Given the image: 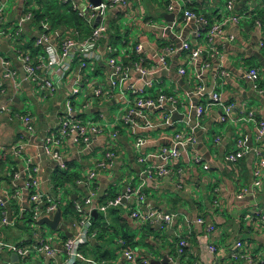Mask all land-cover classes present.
<instances>
[{
	"label": "crops",
	"instance_id": "obj_1",
	"mask_svg": "<svg viewBox=\"0 0 264 264\" xmlns=\"http://www.w3.org/2000/svg\"><path fill=\"white\" fill-rule=\"evenodd\" d=\"M28 1L29 4L27 0H11L6 20L0 26L1 31L15 29L29 12L34 15L33 20L22 24L23 33L15 46L6 36L0 37V56L11 60L22 82L15 90L12 82L0 78V145L7 152L4 160V151H0V200L4 202V206L0 205V241L26 247L45 240L56 250V256L32 253L25 262L39 258L45 264H63L64 242L79 231L74 203L87 195V189L77 181L104 159L106 152L115 153L112 167L101 171L95 181L97 197L92 205L101 207L122 196L128 188L137 187L142 169L137 160L143 153L148 165H166L172 172L155 176L150 187L146 184L142 189L146 200L142 207L157 210L163 216L171 215V222L160 217L153 226L141 227L130 216L125 200L122 206L110 207L105 212L95 209L100 218L97 227L106 224V228L103 232L92 228L98 235L90 246L81 249L86 258L128 264L123 258V251L128 248L138 253L140 264H162V260H168L166 264H249L232 259L238 241L244 243L252 258H263L264 224L260 219L246 221L245 217L255 212L264 215V170L261 188L253 185L254 166L264 155V143L257 141V122L264 121V94L259 91L264 86V0H128L126 4H117L98 23L109 26L107 37L99 46L106 60L89 70H80L76 64L53 95L32 85L30 91L24 88L18 50L30 53L37 63H45V48L35 44L42 33L41 21L47 20L51 31L58 32L60 44L67 38L85 39L96 27L97 19L89 24L80 16L90 12L92 4L88 0H71L57 7L48 0ZM228 1L234 3L233 15L246 18L239 23L227 21L229 13L224 7ZM188 9L210 25L222 24L224 33L210 37L201 30L199 22L185 18ZM38 13L46 18L37 19ZM257 20L261 21L260 26ZM184 44L191 50L201 49L202 55L192 59ZM111 50L124 68L118 79L113 67L106 63ZM253 68L259 73L258 88L248 78ZM182 69L186 70L185 75L180 74ZM40 74L44 76L43 69ZM92 75L102 76L100 83L107 95L93 96L94 85L86 84L87 77ZM85 86L83 104L76 105L78 89ZM135 90L138 98L151 104L137 107ZM215 93L220 94L224 105L233 107L230 121L222 122V106H212L198 116L197 108L207 105ZM20 96H24L26 103ZM68 103L73 107V115L81 120L113 124L118 138L112 139L106 128V134L94 137L89 145L68 139L62 161L48 157L44 152L45 139L56 130L61 117L69 116ZM133 107L136 112L131 120L124 121L126 111ZM19 112L32 116L34 134H28L16 118ZM249 112L255 114L256 123L238 121ZM177 134L193 140L177 144V159L166 158L162 148L174 147ZM239 136L244 140L245 155L238 163H232L227 155L235 150ZM139 139L144 142L140 154L135 148ZM23 142L27 145L21 155L9 152ZM195 157L203 163H196ZM28 158L39 167L41 191L49 197H63V221L68 222L71 236L63 230H52L54 235L46 237L42 227L36 224L33 229V222H28L32 204L23 171ZM178 169L181 174L176 172ZM67 172L74 174V180H66ZM4 214L12 224H2ZM200 218L205 224L196 223ZM211 225L215 227L213 231H209ZM122 233L132 237L133 245L125 243ZM184 238L189 247L179 256L177 246ZM209 245L217 247L214 254L204 251ZM103 252L109 255L106 260L100 258ZM13 254L0 248V264L25 263L14 262Z\"/></svg>",
	"mask_w": 264,
	"mask_h": 264
},
{
	"label": "built area",
	"instance_id": "obj_2",
	"mask_svg": "<svg viewBox=\"0 0 264 264\" xmlns=\"http://www.w3.org/2000/svg\"><path fill=\"white\" fill-rule=\"evenodd\" d=\"M71 0H61V4H68ZM128 0H105L98 7L90 5V12L87 16L80 15L84 18L89 24H91L95 19L101 16V19L106 12L117 4H126ZM28 4L29 1L27 0ZM8 0H0V26L5 22L6 17V5ZM224 9L229 13L227 21L234 23H239L245 16L240 17L233 15L234 3L233 1H228L225 4ZM185 18L187 20H194L200 23L201 30L207 31L210 37L220 36L224 33L222 24L210 25L209 22L197 15L192 10H186L184 12ZM34 19L32 12H29L19 23L18 27L11 32L10 30L4 29L0 30V37L6 36L7 40L12 43L14 46L18 43V39L22 36L23 27L22 24L27 21ZM42 33L36 38L35 44L38 47H44L47 54V62L37 63L32 55L23 50H18L17 60L21 62L23 70L25 72V77L23 81H27L30 85H35L36 88L40 90L47 91L48 94L53 95L60 87L63 82L70 76L74 66L79 64L80 70H89L93 69L98 63L106 60V57L103 56L100 50V43L103 39L107 37L108 27L104 23L98 24L91 33L83 40H75L67 38L61 41L60 44L57 43L59 39L58 32L51 31V27L47 20L41 21ZM256 24L260 26L261 21L257 20ZM198 36L200 33H197ZM263 46V44H262ZM183 48L188 51L192 59H197L202 55L201 49L191 50L188 44H184ZM138 51L141 50V46L137 47ZM170 50V49H169ZM168 50V51H169ZM160 62L163 64L165 62V56L160 58ZM106 63L113 67L114 74L118 78L124 74V68L118 62V59L115 57L113 50L110 51L109 57H107ZM44 70V76L40 74V70ZM181 75L186 74V70L182 69L180 71ZM0 78L2 80H7L12 82L13 88L17 90L21 86V80L18 76V72L14 70L11 60L0 56ZM248 78L253 82L254 87L258 88L257 81L259 80L258 70L253 68L248 72ZM93 87V96L101 97L103 93L107 95L105 88L99 83H92ZM260 93L264 94V86L259 89ZM134 94L135 105L139 108H143L151 104V102L138 98V91L135 90ZM212 106H222L224 109V115L222 117V122H227L232 119V106H226L221 101L220 94L215 93L211 98V101L205 106H199L197 108V114L199 117L207 113L208 108ZM69 116L61 117L58 123V127L55 131L51 132L45 139L44 142V152L45 154L55 161L63 160V148L64 144L68 139H71L75 144L80 145H89L93 138L96 136H103L106 134L105 129L108 128V133L112 139L118 138L116 127L113 124H100L93 121H84L77 118L74 114L73 107L70 103L67 105ZM136 112V109L129 108L125 115L124 121L128 122L131 120L133 114ZM16 118L24 125L26 132L28 134L35 133V124L34 119L30 114L20 113L16 114ZM243 120L244 122L255 121V114L249 112L246 116L238 119V121ZM237 121V120H236ZM238 137L236 141L235 150L231 151L227 155V160L232 163H238L245 155L244 152V140ZM177 143L174 147H164L162 148V153L166 158H171L173 160L177 159L179 156L178 145H181L185 142L192 141L193 138H184L182 134H177L176 136ZM219 140V139H218ZM257 141L264 143V121L257 122ZM26 143L16 144L9 152L16 155H21L24 152ZM144 145L143 140L139 139L136 143V150L138 153H141V149ZM6 149L0 145V151H4L3 159L7 157ZM142 154V155H141ZM138 157V163L141 165L140 173V183L137 187L128 188L124 194L118 198L107 201L103 206H93L92 203L97 197V191L94 188L95 181L101 171H107L112 167L113 159L116 157L115 153L108 151L105 153L104 159H101L96 162L94 168L89 170L84 178H81L77 181V184L84 186L87 189V195L83 198L82 201H76L74 203V210L78 215L77 225L79 231H77L71 238H67L64 242V252L65 260L63 264H79L83 262L84 264H107L105 262H98L92 259L86 258L82 252L81 247L93 238L97 237V231L92 229V213L95 209L105 212L110 207H119L123 205L124 200L129 203L127 209L130 212V216L136 220V222L141 226L145 227L147 225H154L157 220L161 217L166 223H170L172 216L171 215H162L157 210H149V208H143L142 204L146 201L145 195L142 192V189L146 186V180L148 178L153 179L155 176L169 175L172 172V169L166 165L161 166H152L148 165L147 159L141 153ZM194 161L198 164H202V159L195 157ZM205 170H209V166L204 165ZM264 170V155L259 159L258 163L254 166L253 170V185L255 188H261L262 186V177ZM23 171L27 177L26 186L28 188L30 202L32 204L29 209L30 218L33 223H37L43 217L52 218L58 209H62L64 205V199L61 195L56 197H49L43 193L40 189L39 181V167L32 162L31 159H26L24 164ZM178 174H181V169L176 171ZM0 205L4 206V202L0 200ZM2 220L3 225H10L12 222L7 218L6 214ZM260 219L264 224V215L260 212H255L253 216H246V221H252ZM198 224H205V220L200 218L196 221ZM214 226L209 227V231H213ZM122 243V242H121ZM123 244V243H122ZM189 247V241L184 238L181 239L177 246V253L179 256L184 255L186 249ZM0 248H6L11 252H14L19 261L25 262L32 253L35 254H44L49 258H54L56 256V250L45 240H41L40 243L22 247L19 245L5 244L0 241ZM217 250V247L214 245H209L204 248V251H207L209 254H214ZM123 258L128 264H140L138 253L133 249L125 248L123 251ZM232 259L235 261H246L249 264H264V257L252 258L250 254L244 249V243L238 241L236 243V248L232 253ZM114 264V263H109Z\"/></svg>",
	"mask_w": 264,
	"mask_h": 264
},
{
	"label": "water",
	"instance_id": "obj_3",
	"mask_svg": "<svg viewBox=\"0 0 264 264\" xmlns=\"http://www.w3.org/2000/svg\"><path fill=\"white\" fill-rule=\"evenodd\" d=\"M49 1V0H48ZM88 2L90 4H92L94 7H98L102 4L103 0H88ZM101 20V16H99L97 18V21H96V24L95 26H98V23L100 22ZM25 72L22 73V76L25 77ZM24 88L27 90V91H30V84L27 82V81H24ZM147 182V185L148 187L152 186L153 184V180L148 178L146 180ZM97 212L96 211H93V218H97ZM37 225L39 226H48L51 230H63L65 232V234L67 236H71V234L68 233L67 231V225H68V222L67 221H63V211L62 209H58V211L54 214V216L52 218H49V217H43L41 218L38 222H37ZM12 258H13V261L18 263L19 262V258L16 254H13L12 255ZM166 259V258H165ZM163 262H161L162 264H166V262L168 260H162ZM156 264H160V262H155ZM171 264V263H170Z\"/></svg>",
	"mask_w": 264,
	"mask_h": 264
},
{
	"label": "rangeland",
	"instance_id": "obj_4",
	"mask_svg": "<svg viewBox=\"0 0 264 264\" xmlns=\"http://www.w3.org/2000/svg\"><path fill=\"white\" fill-rule=\"evenodd\" d=\"M33 2L34 1H39V0H32ZM58 1V4H61V0H57ZM10 7H11V0H8V3H7V5H6V12H8V10L10 9ZM11 32H13V28H11V29H9ZM115 47H119V45H115ZM102 79V76H95V75H92V76H88L87 77V79H86V84H88L89 82H91V83H99V84H101L100 83V80ZM33 88H36V86L35 85H33ZM38 90L36 89V92H37ZM87 92V86H85V87H83V88H79L78 89V92H77V95H76V97L74 98V102H75V104L76 105H82L83 104V101H84V98H85V96H86V93ZM38 93V92H37ZM20 99H21V101L23 102V103H26V101H25V99H24V96H20ZM79 108V107H78ZM114 113H115V110H114ZM115 114H117V111H116V113ZM37 223H32V226H33V229L34 228H37V225H36ZM40 227H42L43 228V230H45L46 231V237H51V235H54V231H52L51 229H49L47 226H40ZM31 231H34V230H28L27 229V232H30L31 233ZM38 263H42V264H45V261L43 260V259H39L38 258V260H35V261H29L28 263L27 262H25V263H23V264H38Z\"/></svg>",
	"mask_w": 264,
	"mask_h": 264
},
{
	"label": "trees",
	"instance_id": "obj_5",
	"mask_svg": "<svg viewBox=\"0 0 264 264\" xmlns=\"http://www.w3.org/2000/svg\"><path fill=\"white\" fill-rule=\"evenodd\" d=\"M49 4L50 5H54L55 7H57V6H59L60 4H58V1L57 0H49ZM53 6V7H54ZM63 6V5H62ZM37 16V19H41V20H44L45 18H46V16H42V15H40L39 13L36 15ZM78 18V17H77ZM79 19V18H78ZM67 22H65V24H66ZM64 176H65V178H66V180H74V174H69L68 172L66 173V174H64ZM70 208V210H71V206L69 207ZM74 212H75V210H74ZM28 222L29 223H32V220H31V218L29 217V219H28ZM99 222H100V218H92V228H99L100 230H102V232L105 230V228H106V224H104V226L103 227H97V225L99 224ZM104 229V230H103ZM122 239L124 240V241H126L125 243L127 244V245H133V239H132V237L130 236V235H128V234H124V233H122ZM86 245L88 246H90L91 245V242H89V243H87V244H85V245H83L82 247H81V249L83 250L85 247H86ZM81 250V251H82ZM84 254H86L87 255V253H86V250H84ZM109 257V255L106 253V252H103L101 255H100V258H101V260H103V259H107ZM97 259V257L94 259V261H97L96 260ZM102 262V261H101ZM104 262V261H103Z\"/></svg>",
	"mask_w": 264,
	"mask_h": 264
}]
</instances>
